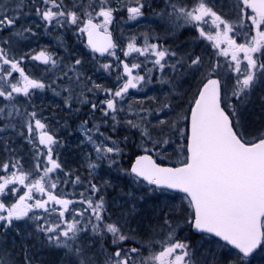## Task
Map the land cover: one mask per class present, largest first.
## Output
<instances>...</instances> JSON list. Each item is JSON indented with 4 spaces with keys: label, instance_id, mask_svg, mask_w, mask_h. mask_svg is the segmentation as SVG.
<instances>
[{
    "label": "snow or ice",
    "instance_id": "obj_1",
    "mask_svg": "<svg viewBox=\"0 0 264 264\" xmlns=\"http://www.w3.org/2000/svg\"><path fill=\"white\" fill-rule=\"evenodd\" d=\"M35 0H33V3ZM45 7H36V15L47 25L64 24L75 25L79 32L87 34L88 46L91 50L99 52L101 55L108 53L115 56L114 51L117 45L113 42L108 26L112 23L114 9L110 6L109 0H99V3L90 4L88 8L82 10V14L68 9L64 0H40ZM137 6H129L127 12L129 19H136L143 15L142 9L145 7L140 0H136ZM172 11L168 13L169 17L178 13L176 19H183L185 24L196 27L200 37L213 43V47L220 49L221 44L227 47L219 52V55L231 56L230 67L234 66L237 74L235 83L232 86V97L241 103L244 102L256 87L257 82L264 83V0H239L237 4V21L229 22L218 15L206 0H196L194 6L189 10L186 6H178L170 3ZM25 0H16L15 7L9 9L6 5H0V32L5 29H15L17 22L24 15L23 9ZM80 7L74 3L73 8ZM98 8V10H97ZM250 10V11H248ZM9 12L12 14L9 15ZM103 18L102 22L97 21ZM210 18L211 26L216 29L215 35L206 32L202 25L208 24ZM244 20L250 21L247 25V31L244 33L245 42L237 44L230 38L229 33L235 28H243ZM223 26V30H221ZM30 28L23 31H13V36H23L24 32H30ZM254 35L249 36L251 32ZM3 44H9L10 40L0 41ZM128 50L124 52L125 56L131 53H138L141 56L151 55L155 59L152 63L158 66L161 71L168 66L173 69L177 64H182L183 59L176 63L167 65V57L176 56L175 52H169L157 44H150L145 37V46L136 47L135 43L130 42ZM260 54L256 57L254 54ZM242 54V56H241ZM119 60V57H116ZM23 59V58H21ZM33 60L44 64L51 62L55 66V61L46 52L41 51L38 55L32 57ZM246 62V63H245ZM20 60L9 56L5 48L0 47V81L6 83V87H0V97L7 101H13L16 95L30 96V89H44L45 84L35 79H30L20 67ZM81 61L77 59L75 64L79 65ZM123 76L117 72V81L127 77L122 84L109 89L101 85H94L100 91H103L105 99L100 102V112L104 117H110L113 121V131L116 130L120 121L117 114L123 112V107L117 105L124 100L129 89L137 88L138 84L145 80L142 75L133 74L134 70L139 69V63H124ZM242 65H244L242 69ZM8 66V67H4ZM107 71L112 68L111 64H104ZM189 67H195L200 73V81L193 98L190 100L191 107L176 113L175 121L165 119L158 120L151 127L132 119L125 118L124 124L129 129H135L139 132L141 143L138 147L142 148L143 155H138L127 170L137 183L141 180L148 185L155 186L161 190H175L183 193V199L187 200L188 212L185 223L197 233L210 234L212 237L223 241L221 248L231 246L235 250V259H231L229 264H249V257L257 249L264 252V131L259 133H249L243 129V124L239 116L238 105L230 102L227 93V86L223 89L221 81L218 78H212L218 65H209L204 68L200 57L190 58ZM74 70V69H73ZM151 71V70H149ZM19 73L20 80L12 82L9 77L12 73ZM67 75V73H65ZM79 77L77 76V80ZM70 94L71 88H66ZM67 102V101H66ZM86 102V101H85ZM70 106V105H69ZM96 110L98 105H91ZM163 107H170L165 103ZM13 110L8 112L11 118L14 114L19 115V109L13 105ZM4 109L0 108V114ZM129 112L135 114L132 105H129ZM28 122L26 124L29 135L38 131L39 143L47 147L46 153L50 167L44 169V176L36 180L28 187V192L21 196L19 200L10 207H6L5 202H0V228L7 230L12 227L13 221H19L24 218L40 220L42 217L36 214L34 209H43L49 212L47 205L53 202L62 206L59 217L63 219L65 213L69 211V205L72 201L60 199L52 192H45L44 180L49 173L60 168V165L53 160V145L57 143L54 136L45 131L46 125L36 118V113H26ZM143 118L141 117L140 120ZM32 121L35 122L34 127ZM188 121L187 127H182L181 122ZM85 124L87 121L84 122ZM83 127V126H82ZM153 128L158 131L153 133ZM2 131V129H0ZM87 132H96L100 136L104 133L99 131V126L93 125V129H84ZM23 133H21L22 135ZM177 135L180 138L177 151L183 155L180 166L165 167L158 163L157 158L164 157L168 153L169 147L175 143L172 137ZM252 137L249 139L248 137ZM87 139L93 143L97 153V160L109 159L110 166L118 163L115 159L122 156L123 149L117 141L111 140V137H105V140H111V146L103 141L96 144L92 135ZM127 141L128 137H124ZM12 167L19 169L18 162L12 163ZM3 170H9V164L0 165ZM39 167V166H37ZM95 168L97 165L91 164ZM28 175L15 172L10 177H4L0 183V196L6 195V189L9 185H25ZM79 181V177H77ZM51 188L55 189L56 184L52 183ZM35 189L42 195H47V200L37 199L34 204L28 201L33 200L32 192ZM93 192L97 191L96 185L92 184ZM14 189H8L12 192ZM83 203V201H81ZM88 209L91 210L95 218V223L89 219L91 231L98 236L101 242L103 255V264H198L194 259L195 250L186 243L175 239L176 227H173L170 221L164 220L171 231L168 232L164 240L148 239L146 241H136L141 244V248H147L149 254L147 257L139 256L141 248H127L125 242L135 240L133 234L135 230H124V226L116 222H107L104 219V202L101 197L98 202L87 200ZM87 210V209H86ZM51 211H55L52 209ZM75 213V209H72ZM187 211V210H186ZM33 212L32 216L29 213ZM83 215V212L76 213ZM60 224L55 226H37V230L45 233L48 241L56 242L57 248L66 250V254L76 257V264H98L93 255H86L81 247H74L78 240V234L81 231H88L87 228L77 227V222L67 223L63 231H58ZM61 237L64 239L61 240ZM108 241L111 245V251L104 247V242ZM154 244L160 245L158 252H153ZM26 264H31L25 256ZM215 260V258H214ZM0 264H16L15 255L7 247H0ZM204 264H208L205 259Z\"/></svg>",
    "mask_w": 264,
    "mask_h": 264
},
{
    "label": "rangeland",
    "instance_id": "obj_2",
    "mask_svg": "<svg viewBox=\"0 0 264 264\" xmlns=\"http://www.w3.org/2000/svg\"><path fill=\"white\" fill-rule=\"evenodd\" d=\"M15 2L16 0H0V5H6L11 9L15 7ZM111 3L122 9L137 6L136 0H109V4ZM140 3L147 7L145 13L136 19L123 18L128 21L125 20V24L115 32L117 48L114 50L116 55H111V58L115 60V71L112 75L104 69L102 62L90 57L88 49L85 55L80 56L81 63L79 65L57 63L55 66L43 67L45 64L37 60L32 61V64L26 68L20 65L30 79L45 84V88L42 90L30 89V96L28 97L22 94H13L15 99L8 101L9 106H11L10 110L15 104L21 113L18 116L14 115L10 122L0 125V129H2L0 131V155L2 154L4 162L7 161V163L10 157H14L30 168L40 165V170H43V173L46 167L51 166L46 155L47 147L39 143L40 133L34 131L30 136L27 130L28 116L26 113L35 112L36 118L46 125L45 131L53 135L57 141L52 146V158L60 165V168L48 174L47 183L56 184L55 190L62 199L66 198L72 201L71 204H79L83 196L86 195L96 202L102 197L104 211L106 214L109 212L111 216L110 221L107 222L123 225L125 231L135 230L134 233L130 234L135 235L136 239L126 241L125 246L127 248H141V244L136 241L164 240L168 232L171 231L168 225L164 223V220L167 219L173 227L179 224V227H176L175 239L188 243L195 250L194 259L197 260L198 264H204L205 259L208 264H229L231 259H235V256L230 254L235 252L229 247L221 248L219 245H222V242L207 235H200L196 238L189 237L191 227L185 223V219L191 210L188 209L187 200L183 199L184 195L162 190L152 191L151 189L154 188L146 186L141 181L137 183L128 174V171L127 173L124 171V166H126L124 160L125 147L127 149L128 144L125 146L119 140L124 131L123 133L120 132L121 126L119 124L113 131V121L110 117H104L100 112V102L105 99L106 94L95 88L94 85L115 90L118 84H122L127 79V77H123L122 80L117 81V72L123 76V66H121L120 61L129 64L139 63L141 67L134 70L133 74L138 73L144 76L145 80L138 84L137 88L129 89L124 100L117 105L118 108L123 107L124 109L123 112L117 114V119L124 128L126 127L123 123L125 118L137 120L149 127L160 119L169 122L175 121L177 112L191 107L190 100L198 88L201 77L195 67H189L190 58L200 57L203 62L200 71L209 65H218L212 78L220 79L222 89L227 86V93L231 98L230 102L238 105L239 116L244 126L242 130L255 134L264 131V83L258 81L256 87L243 103L232 97V86L237 74L234 71V66H229L231 56L219 55V52L225 49L227 45L221 44L220 49H217L213 47L212 42L200 37L196 27L185 24L183 19L177 20L178 13L172 17L168 16V13L172 11L169 6L170 3L186 6L190 10L196 0H163V4L157 7L152 6L153 0H140ZM206 3L223 19L229 22L237 21L239 0H206ZM31 9H34L33 0H25L24 15L21 16V21L17 22L19 31L30 28V32H24L23 36H13L12 32L17 31L13 29H5L3 35L0 32V41L10 40L9 44L0 43V47L5 48L9 53L14 54V51L18 53L16 49L26 45L29 47L26 53L33 54L34 47L48 46L49 42L53 40L56 45L59 43V37L56 38L51 35H49L48 42L43 40L38 31L42 26L38 23L40 18L31 13ZM11 14L9 12V15ZM206 19H209V23L202 25L203 29L215 35L216 29L211 26L210 18ZM243 23L245 27H234V30L229 33L230 38L234 39L237 44L245 42L244 33L247 31V25L250 24V21L244 20ZM45 26L48 27L46 32L56 31L53 27L50 30L51 25L44 23ZM62 27H70V25L64 24ZM221 30H223V26H221ZM178 34H181L180 38L187 40L183 39L180 43L176 42L177 44L173 42L162 43L168 39L174 40ZM254 34L253 31L249 36ZM145 37H147L148 43L157 44L169 52L176 53V56L166 58L167 65L174 64L180 59H183L184 62L177 64L175 69L166 66L161 71L158 66L152 63L155 59L154 56H141L138 53H131L129 56L124 55L130 42L135 43L136 47L143 48ZM254 55L260 57L259 53ZM116 57H119V60ZM108 61L111 63V59ZM243 67L244 65H242V69ZM77 76L79 77L78 80ZM99 77H103V82H99ZM9 79L12 82L20 80L19 73L13 72ZM0 87H6V83L0 81ZM66 88L72 89L71 94L65 91ZM93 103L98 105L96 110L91 107ZM165 103L169 104L170 107H163ZM129 105H132L135 114L129 112ZM141 117L142 120H140ZM85 121H87L86 124ZM187 123L188 121H182L180 126L187 127ZM32 124L34 127L35 122L32 121ZM93 125L99 126V131L104 133V136H100L94 131L87 133L84 131L85 128L93 129ZM104 127L109 129L106 131ZM152 130L154 134L158 131L156 128ZM21 133L23 134L21 135ZM88 135L93 136L96 144L103 141L111 146V140L117 141L123 149L122 156L115 157L118 163L110 166L109 159L97 160V153L93 143L87 139ZM137 136L140 139L139 132ZM105 137H111V140H105ZM248 138L252 139L251 136ZM172 139L175 143L169 147L167 155L160 158L154 155V157L164 163L179 166L183 159V155L177 151L180 138L174 134ZM91 164H95L97 167L92 168L90 167ZM77 177H79V181H77ZM92 184L96 185L97 191H92ZM61 210L62 206L58 211ZM70 212L69 209L65 215ZM80 212L81 210H75V213L71 212L68 215L71 218L64 220L65 226L67 223H72L73 220L76 221L78 216H81H76V213ZM105 213L103 212V215ZM50 218L56 220V217L50 216ZM88 221L89 219L83 220L88 225V231H81L78 234L79 238L74 247H81L86 255H93L98 264H103L100 239L93 234L91 224ZM18 225L20 226L14 232L15 237L7 238L5 236L0 240V247H7L9 251L14 253L16 264H26L25 256L31 261V264H76V257L66 254V250L63 248H57L55 241L50 243L48 239L46 240L47 236H42L37 230L38 225L31 221H23ZM42 225L45 227L55 226L48 220L42 222ZM63 239L61 237V240ZM20 243L23 246L19 250L14 244L19 245ZM104 247L111 251V245L108 241L104 242ZM159 250L160 245L154 244L152 251L158 252ZM145 251L149 252L147 248H141L139 256L147 257L149 253H143ZM249 264H264V252L260 250L255 254L249 259Z\"/></svg>",
    "mask_w": 264,
    "mask_h": 264
},
{
    "label": "trees",
    "instance_id": "obj_3",
    "mask_svg": "<svg viewBox=\"0 0 264 264\" xmlns=\"http://www.w3.org/2000/svg\"><path fill=\"white\" fill-rule=\"evenodd\" d=\"M36 2H37L36 4L33 3L34 9L30 10L31 13H35L36 12V7L37 6H40L41 8L45 7L44 5L41 4L40 0H37ZM91 2L93 4V0ZM157 2H158V4H157ZM74 3H79L80 5H84L82 10L84 8H88V5H90L88 0H64V4L67 5L68 9H71V10L75 11L78 8H73V4ZM95 3L98 4L99 1L95 0ZM96 4H93V6H95ZM161 4H163V0H153L152 6L154 5L155 7H157V6L161 5ZM88 10L91 11V8H88ZM81 14H82V12H81ZM126 17H127L126 15L123 16V18H126ZM1 35H3V32H1ZM180 35L181 34L176 35L174 40H172V41L168 39V40H165L162 43H169V42L180 43L181 40L184 39V38H180ZM184 40H187V39H184ZM13 105H15V104H13ZM15 106L18 107L17 105H15ZM10 107L11 106H9V103H8L7 100H4L3 98H0V108L4 109L3 114H0V125L1 124H5L6 122H10L11 120H13L12 117L15 114L11 118H9L8 115H7L8 112L14 111L13 108L10 110ZM81 110H82V113H83V108ZM19 113H21V112L19 111ZM119 126H121L120 127V130H121L120 132L123 133V131H124L123 135L120 134L121 136L119 137V140L121 141V144L123 143L125 146L128 144V148L126 149V147H125L126 152H125V155H124V158H125L124 160L126 162L125 163L126 166H124V171L127 173V170L129 169L131 162L134 160V158L136 156L143 154V150H142V148L138 147V145L140 144V139L137 136L138 135V131L137 130L128 129V127L124 128L123 125H121V123H119ZM125 136L128 137L127 141H125V139H124ZM154 158L157 159L156 157H154ZM157 161L161 165L174 166L172 164H168V163H164L162 161H159L158 159H157ZM15 162H18V164L20 166L19 169L16 168V167H12L11 166L12 163H15ZM4 163H7V161L4 162V158H3L2 154H1L0 155V165H2ZM8 164H9V170L8 171H5V170H3L2 167H0V183L3 182V178L4 177H10L13 172H15L17 175H20L21 173L27 174L28 175V179L25 181V185H21V184H18V183L15 184V185H9L8 189H14V191L8 192V189H6L5 191H6L7 194L4 195V196H0V202H5L6 207H10L13 203L17 202L21 196H24L25 193L28 192V187L26 185L30 186L32 183H34L40 177L44 176V173L42 172L43 170L42 171L40 170V165H36V167L34 166V167L30 168L29 166L23 165L22 162L17 161L14 157H10L8 159ZM37 166H39V167H37ZM47 180H48V177H46L45 180H44L45 192L47 193V192L50 191V192H52L53 195H55L58 198L62 199L59 196V194H57L56 190L51 188V184L52 183L51 184L47 183ZM32 196H33V200L28 201L29 204H34L37 199L47 200V195L46 194L42 195L41 193L37 192L35 189H33ZM63 199H66V198H63ZM88 199H90V197L88 195H86V196H83V198L81 199V201H83V203L80 202L79 204L78 203H74V204H70L69 205V209L71 210V212H73L72 209L81 210V212H83L82 216H78L76 214V216L79 217L76 220L77 227L88 228V225H86V223L83 222V220H85V219H91L92 223L96 222L94 216L91 213V210L88 209V205H87V200ZM93 202H96V201L93 200ZM47 207L50 210L49 213H46L43 209H34L33 210L36 214H38V215H40L42 217V219H40V220H33V219L24 218V219L19 220V221H13L12 227L7 229V230H4L3 228H0V240L3 239L5 236H7V238L15 237L14 236V232L20 226L18 224L22 223L23 221H27V222L31 221L35 225L43 226L42 222H46V220H48L54 225L59 223L60 224V229H58V231H63L62 228H65L64 220H67V219L69 220L71 218V216H68V215L71 214V212L69 214H66L65 217L63 219H61L59 217V211H58L60 209V207H61L60 205H56L53 202H49ZM52 209H55L56 212L51 211ZM104 213H105V211H104ZM32 215H33V212H30L29 216H32ZM50 216L56 217V220L55 221L52 220L50 218ZM110 218H111V216L109 215V212L107 214L106 213L104 214L105 221H108ZM40 233L42 234V236H44V237L46 236L45 233H43V232H40ZM188 235L191 238H196L197 237L196 235H193L190 230H189V234ZM46 240H47V238H46ZM14 246L17 247V249L20 250V248H22L23 244H21V243L19 245L18 244H16V245L14 244ZM143 253L147 254L149 252L145 251Z\"/></svg>",
    "mask_w": 264,
    "mask_h": 264
},
{
    "label": "flooded vegetation",
    "instance_id": "obj_4",
    "mask_svg": "<svg viewBox=\"0 0 264 264\" xmlns=\"http://www.w3.org/2000/svg\"><path fill=\"white\" fill-rule=\"evenodd\" d=\"M91 1L92 0H88V2L90 4H92ZM76 4H79V3H76ZM110 6L113 7L114 9H118L117 11L113 12L112 23L108 26V31L111 33V36L113 38V42L117 45V38H116L115 32L121 26H123L125 24L124 22H126V21L123 19V16L126 15L127 19H128L129 14L127 12V9H122L113 3H111ZM83 7H84V5H80V7H78V9L75 11H77L78 13H81ZM146 8L147 7H144L142 9L143 14L145 13ZM97 10H98V8H97ZM34 14L36 15V12ZM102 20H103V18L101 17V18H98V20L94 21V22H102ZM128 20H131V19H128ZM20 21H21V19H20ZM38 23L42 25V26L40 25L41 27L38 29V31L40 32V34L43 37V40L45 42H48L49 35H51L52 37H56V38L59 37V43H57V45H56L54 43V40H53V41L49 42L50 44L48 46H43L40 48L34 47V53L33 54L26 53V51L29 49V47L26 45L20 46L18 49H16L18 51V53H16V51H14V54L9 53L10 57H14L16 60H20L21 61L20 65H23L25 68L27 66H30L32 64V61H34V60H32V57L39 54V52H41V51H44V52H46V54L50 55L52 57V59L56 62L55 64L63 63V64H67V65H73V64L76 65L75 61L77 59L80 60V56L85 55V52H87V47H86V43H85V33L79 32L78 28L75 25H70V27H62L60 25H51L49 27L50 30L55 28L56 31L46 32L48 27H46V26L44 27L45 22L42 21L40 18ZM18 28L19 27L16 25L15 29H13V30H18ZM116 48L112 49L110 51H114V50H116ZM88 54H90L91 58L96 59L99 62H102L103 65L104 64H111L112 68L107 70V72L109 74L112 75V73L115 71V69H114L115 60H114V58H111V55L107 54V56L103 60H100V59H97L96 57H94L90 52ZM21 58H23V59H21ZM107 58H108V60L111 59V63H109L110 61L106 60ZM85 62H86V59H85ZM49 65H53V64L51 62H49L48 64H45L43 67H47ZM121 66H123L122 63H121ZM99 78H100V80H99ZM99 78H98L99 82L100 81L103 82V77H99ZM121 119L122 118L120 117V120ZM108 129H109L108 127H104V130L107 131Z\"/></svg>",
    "mask_w": 264,
    "mask_h": 264
},
{
    "label": "water",
    "instance_id": "obj_5",
    "mask_svg": "<svg viewBox=\"0 0 264 264\" xmlns=\"http://www.w3.org/2000/svg\"><path fill=\"white\" fill-rule=\"evenodd\" d=\"M85 43H86V46L88 47V49L92 52V53H94L92 50H91V48L88 46V37H87V34H85ZM96 56H98V57H104L105 55H106V53L104 54V55H101L99 52H95L94 53ZM143 155V154H142ZM135 159H136V157H135ZM135 159L133 160V162L131 163V165L134 163V161H135ZM131 165H130V167H131ZM162 166H164V165H162ZM165 167H170V166H165ZM177 167V166H176ZM142 181V180H141ZM144 184H146V185H148L147 184V182H145V181H142ZM148 186H151V187H154L155 188V186H153V185H148ZM159 190H161V189H159ZM166 191H169V192H172V193H180V192H178V191H175V190H166ZM180 194H182V195H184L183 193H180ZM191 231H192V233L193 234H196V235H200V234H206V233H197V232H195V230L194 229H192L191 228ZM206 235H209V236H211L210 234H206ZM213 238H215V237H213ZM215 239H217V240H219V238H215ZM221 242H223V241H221ZM224 243V242H223ZM229 248H231V246H228ZM232 249V248H231ZM234 250V249H233ZM259 249H257L256 250V252L258 251ZM235 251V250H234ZM256 252H254L253 254H255ZM252 254V255H253Z\"/></svg>",
    "mask_w": 264,
    "mask_h": 264
}]
</instances>
